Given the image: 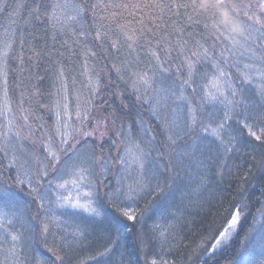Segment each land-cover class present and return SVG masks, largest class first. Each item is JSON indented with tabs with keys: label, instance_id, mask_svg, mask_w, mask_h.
Instances as JSON below:
<instances>
[{
	"label": "trees",
	"instance_id": "trees-1",
	"mask_svg": "<svg viewBox=\"0 0 264 264\" xmlns=\"http://www.w3.org/2000/svg\"><path fill=\"white\" fill-rule=\"evenodd\" d=\"M52 2L39 0L41 12ZM79 2L60 0L69 7L63 11L57 9L55 14L59 20H50L44 25L30 11L36 0H6L8 6L0 11V189L11 188L19 193L14 205L0 207V224L7 225L0 229V264H28L27 257L37 253L49 255L32 243L30 216L38 204H33V197L28 194L37 175L45 170L48 175L40 181L39 189L45 196L49 218L46 222L52 233L49 242L55 240L59 244L60 237H65L70 248L66 264H97L92 257L99 259L98 253L105 247H113V252L104 257L108 264H120L125 244L139 264H145V257L147 264L152 260L157 264L164 261L168 264H264V168L257 162L264 149L256 148L254 160L251 149L258 142L249 143L247 134L238 136L234 141L236 150L218 163L203 168L195 164L179 168L182 183L168 212L157 214L144 225L157 237L144 251L134 247V234L141 228L140 223L125 221L129 228L118 246L109 243L99 229L93 231L89 227L79 234L78 228L83 229L86 218H91V209L111 211L105 193L110 196L128 187L141 171L138 158L142 154L151 152L149 161L158 158L153 146L165 144V120L182 119L188 108L200 103V97L204 98L205 111L222 110L223 105L219 103H207L209 93L219 97L218 88L228 96L230 87L243 85L244 96L258 100L255 93L259 73L264 71V35L255 30L256 26L247 27L241 35L224 32L221 36L212 18L200 17L199 23H194L188 20L189 15L197 19L190 9L173 5L172 13L165 9L155 38L146 33L148 40H145L139 38L138 21L144 19L151 26L155 22L149 18L162 15L158 9L144 7L150 0H88L89 4L98 5L94 10L95 27L92 13L83 19L67 18L75 16L71 5ZM180 2L183 0H177ZM120 4L129 7L116 6ZM237 15L238 23H253L242 12ZM114 21L126 27L122 30ZM133 29L135 43H125L127 36H133ZM97 30L108 31V38L96 39ZM117 37L122 45L119 49L112 47V40ZM21 39L26 41L23 48ZM157 40L162 43L158 44ZM128 43H133V48H128ZM42 48L47 54L35 57L32 50ZM205 49L207 57L203 56ZM153 51L161 55V61L152 57ZM21 52L23 61L15 58ZM192 52H200L201 56H192ZM189 57L196 66L192 85L196 93L183 84ZM160 63L170 71L156 67ZM182 64L185 67L177 72ZM249 64L252 67H245ZM221 71L226 75L220 76ZM242 73L251 77V84L243 83ZM174 79L175 86H172ZM170 86V92L162 90ZM181 94L186 100L178 98ZM157 101L158 114L153 115ZM98 124L107 135L90 138L95 140L94 164L74 166L76 157L72 153L76 141ZM254 130L259 134L258 128ZM152 137L155 140L150 144ZM56 146H61L59 152ZM91 147L90 142L80 151ZM50 152L66 162L63 166L56 165L61 168L59 173H53ZM128 153L137 159L134 167L128 166ZM164 159L168 160L167 155ZM75 177L82 178L85 186L92 183L87 186L89 211L71 207L73 202L62 203L67 198V190H61L60 186ZM144 204L141 200L140 207ZM237 209L244 216L235 234L227 244L213 247L218 233L227 227ZM73 212L78 215H67ZM73 233L77 235L74 237ZM13 236L19 239L13 240Z\"/></svg>",
	"mask_w": 264,
	"mask_h": 264
},
{
	"label": "snow or ice",
	"instance_id": "snow-or-ice-1",
	"mask_svg": "<svg viewBox=\"0 0 264 264\" xmlns=\"http://www.w3.org/2000/svg\"><path fill=\"white\" fill-rule=\"evenodd\" d=\"M173 5L177 8H182L185 10L190 9L196 20H193V15L188 16V20L194 23H199L200 17L212 18L217 22L216 32L223 36L224 32H228L229 35L235 33L241 35L243 32L247 31V27L255 28L256 25H260L259 28H255L256 31H260L264 35V0H259L258 3H253V0H248L247 3L244 0H183V2L177 3V0H172L171 3H166L164 0H150V3L145 4L144 7L149 10L158 9L162 14L160 16L153 15L149 18L152 23L151 26L145 24V20L141 19L138 23L141 25L139 29V38L148 40L146 33H151L153 38L158 29H160L163 15L165 9L168 13H172ZM8 5L6 0H0V11H3ZM97 4H89L88 0H80L79 3L71 5L72 11L75 16H68V19H75L76 17H81L82 19L87 17L89 13H92L93 24L95 27V12ZM117 7L127 8L129 5L120 4ZM41 4L39 0H36L35 7L30 11L35 13V19L44 25L50 20H59L56 16V10L61 11L67 9L69 5L60 3V0H53V2L44 7L43 12H41ZM133 7H140V5H133ZM257 10L259 14L257 13ZM242 12L243 16L247 18V21H252L251 25H247L245 21H240L238 23V13ZM251 13V14H250ZM179 15L180 13H175ZM115 15V14H113ZM118 28L124 29L126 26L119 24L118 21H114ZM241 24H245V27H241ZM103 27V25H101ZM223 29V31H221ZM111 30V29H109ZM136 30L133 29V36H127L125 43L127 41H133ZM96 39L103 40L108 38V31L101 33L99 30L96 31ZM233 39H235L233 37ZM26 41L24 39L20 40L21 48L24 47ZM133 43H128V48H133ZM160 44L162 41L157 40ZM187 44V41L184 42ZM239 43V41H236ZM151 44V40H149ZM121 41L119 37L112 40V47L119 49L121 47ZM143 47V45H140ZM10 47V45H6ZM31 50V49H30ZM231 49H229L230 51ZM33 51V55L37 58L42 55L47 54L46 49L42 48L40 51ZM165 55L168 53L165 51ZM7 55V53H5ZM152 57L156 61H161V55L157 51L151 53ZM192 56L200 57V52H192ZM203 56L207 57V50L203 52ZM16 59L23 61L24 53L21 52ZM32 56L28 59L32 60ZM187 79L183 81L184 85L192 88V92L196 93V87L192 85L195 83L193 80V75L196 72L195 63L191 58H187ZM115 67V65H113ZM156 67L162 69L163 71H170L168 68L164 67V63L158 64ZM185 65H181L177 68V72ZM245 67H252L251 64L245 65ZM119 71V69H116ZM147 76V73L144 74ZM226 74L221 71L220 76H225ZM123 78V77H121ZM43 79V77H41ZM143 79V77H141ZM175 79H179L176 77ZM175 79L173 80V85L175 86ZM241 79L245 84H251L252 79L250 76H245L241 74ZM147 84L148 81L144 80ZM215 86V84H214ZM183 85L181 86V89ZM165 93L171 91V86L169 88L162 89ZM219 92V97L213 93H209V99L207 103H219L223 105L222 110L218 111H205L204 109V98L200 97V103L193 107L188 108L185 116L180 119H174L172 121L165 120L163 124L164 132L166 134L164 146H153L154 150L157 152V157L154 160L149 161L148 156L151 152L142 154L139 157V168L140 173L137 177H133L131 183L125 189H118L112 195L105 193V199L107 200V206L111 211L101 212L96 209H91V218H86L84 222L83 229L78 228L79 234H83V231L91 227L93 231L99 229L103 237L114 246L120 244L121 237L127 233L129 225L125 221H131L135 223H140L142 226L134 234V247L137 251H144V248L154 241L157 237L151 235L147 228L144 227L148 220L153 219L157 214L164 215L168 212V209L175 199V192L180 188L182 183V178L179 175V168L185 165L191 167L192 165H198L200 167H210L212 163H218L223 157H225L229 152L236 150L234 141L238 136H243L247 134L250 138L249 143L258 142L252 147L251 151L253 153V159L255 160L256 148L264 149V71L259 73V83L257 85V91L255 96L258 100L248 99L244 96V88L241 85L239 88L230 87V92L228 96H225L222 91L217 89ZM173 96L176 95L175 92H171ZM220 97H223L222 99ZM167 97H165L166 99ZM181 100H186V98L181 94L179 97ZM21 104L24 102L21 101ZM159 101H157V107L153 109V115L158 114ZM238 109H240L238 111ZM91 115V113H90ZM24 119H27L25 116ZM83 124V120L81 121ZM259 129L258 132L254 129ZM99 129V124L96 129L92 132H87L84 134L81 140L76 141L72 155L76 157L73 161L74 166L81 167L83 165H93L95 162V140L93 138ZM101 137L103 134H100ZM155 140L152 137L149 143ZM92 147L85 149V151H80L86 144L90 143ZM66 143V142H64ZM167 149V151H165ZM63 151V150H62ZM65 151V155H66ZM165 155H167L168 160L165 161ZM53 162L51 167L53 173H59L61 171L60 167H56L57 164L63 166L66 162L60 159L56 153H52ZM71 159V157H69ZM262 168H264V151L260 153V159L257 161ZM87 170V169H82ZM48 172L45 170L43 173L37 175V179L34 186H31V192L28 194L33 197L32 203L38 204L33 215L30 216V221L33 226L32 231V243L37 248H44L49 254L48 256H40L38 253L36 256L27 257L28 264H66L68 252L70 248L65 240V237L61 236V243L57 244L53 240L50 244L49 235H52L50 224L46 222L48 220L47 211L45 210L44 200L45 196L40 192L39 185L40 181L44 176H47ZM19 195L18 192L11 188L0 189V207H9L16 203V197ZM151 197V199H148ZM144 200V207H140V201ZM31 205H29L30 207ZM73 208H81V205H70ZM103 206V205H102ZM84 211H89L87 208ZM239 209L231 216V219L227 222L230 227L224 228L218 233L220 237L225 239L230 234L231 229L234 228L239 220L240 216ZM69 217H74L78 213H68ZM95 217H100L96 220ZM67 224L68 222L65 221ZM7 228V225L0 224V229ZM77 233H73L75 237ZM163 232L160 236L163 237ZM114 238V239H113ZM13 240L19 239L18 236H13ZM222 241L217 240L216 244L219 245ZM161 248L163 243L160 244ZM215 247V245L213 246ZM68 250H65V249ZM113 252V247H105L103 252L98 253L99 259L97 257H92V259L97 260V264H108V261L104 259L105 256L110 255ZM120 264H139L136 259L132 258V252L128 248L127 244L124 245V250L120 255ZM145 264H147V258L145 257ZM151 264H157L156 260H152ZM164 264H168L164 261Z\"/></svg>",
	"mask_w": 264,
	"mask_h": 264
},
{
	"label": "rangeland",
	"instance_id": "rangeland-1",
	"mask_svg": "<svg viewBox=\"0 0 264 264\" xmlns=\"http://www.w3.org/2000/svg\"><path fill=\"white\" fill-rule=\"evenodd\" d=\"M255 1H259V0H255ZM257 13L259 14L258 10H257ZM262 23H264V21H262ZM256 27L259 28L260 25H256ZM96 128H97V126H95L93 129H96ZM93 129L90 128V130H86L84 132V134L87 133V132H92ZM101 133L103 134V136L107 135V132L105 131V129L104 128L101 129L99 127L98 133L94 137L95 138H102L103 136L101 137V135H100ZM60 148H61V146L60 147L56 146V151L59 152L61 150ZM128 151H130V148L128 149ZM50 153H55V152H50ZM129 153H128V156H127L128 164H129L128 166L129 167H131V166L134 167V165H136V163H137V159H135L133 156L129 155ZM126 154H127V152H126ZM82 180H83L82 178L79 179V178L75 177V178L69 179V181H67V180L64 181L63 185L60 186V188H61V190L63 188H65L67 190V192H66L67 198H66V200H63L62 203H68V202L72 203L73 202L72 205H77V204L81 205L82 206L81 208H83V209L84 208H88L90 206V204H89L90 188L87 187V186H91L92 183L88 184L87 186H85L84 182ZM74 192H76V193H74ZM70 197H72L71 198L72 201L69 200ZM243 216H244L243 213L240 211V216H239V220H238L237 225L234 228L231 229V232L227 236L226 239L224 237H220L219 236L218 240H220L222 242L219 245L215 244L216 248H220L221 246L227 244L230 241L232 235H234L236 230L238 229L239 224H240L241 220L243 219ZM227 227H230V225H227Z\"/></svg>",
	"mask_w": 264,
	"mask_h": 264
}]
</instances>
